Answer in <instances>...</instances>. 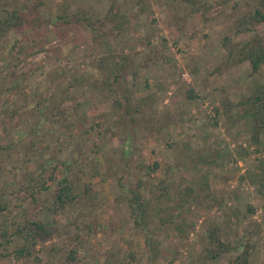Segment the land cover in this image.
Masks as SVG:
<instances>
[{
  "label": "rangeland",
  "instance_id": "obj_1",
  "mask_svg": "<svg viewBox=\"0 0 264 264\" xmlns=\"http://www.w3.org/2000/svg\"><path fill=\"white\" fill-rule=\"evenodd\" d=\"M202 1L0 0V264H200L210 235L227 249L208 264L264 263V129L253 142L237 105L264 66L224 45L260 31L234 33L248 0ZM62 177L78 194L55 212ZM161 179L186 220L140 229L127 200ZM24 219L51 233L17 260Z\"/></svg>",
  "mask_w": 264,
  "mask_h": 264
},
{
  "label": "trees",
  "instance_id": "obj_2",
  "mask_svg": "<svg viewBox=\"0 0 264 264\" xmlns=\"http://www.w3.org/2000/svg\"><path fill=\"white\" fill-rule=\"evenodd\" d=\"M199 1L201 0H188V2H190L192 5L197 3L199 4ZM204 1L205 0L202 1L203 8L206 5ZM246 5H248L249 8H247L248 10L246 11L245 15L238 18L235 25L238 30L234 33L238 34L239 32H244L248 29L257 28L260 31V34L252 36L251 39L244 41L241 45L236 44L230 47L229 42L227 45H224L230 61L237 63L248 61V65H250L251 70L256 72L262 66H264V0H248ZM195 9L197 8L193 6L192 10ZM10 14L11 18L15 16L14 11H12ZM2 22L6 23V26L11 24L9 20H4ZM5 28L0 29L3 31ZM226 38L227 37H224V40ZM115 102L119 106L124 104L118 99H115ZM237 105L243 108L241 111V116L248 120L252 131L251 139L253 142L257 143L259 141V135L262 132V129H264V84L260 85L253 95L249 96L245 100L240 101ZM137 110L138 108L134 109V111ZM157 166L158 163H154L153 169H156ZM248 177L254 181H257L260 187L263 188L261 191L264 193V167L262 168L261 172L254 171L253 173H248ZM33 182L34 180L32 178L26 180L23 182L24 185L22 188L32 195L37 190V186L39 189L46 188L44 185V180L35 185H33ZM159 182L160 184L157 186V188L161 187V183H164L163 179H161ZM77 194V192H74L68 178L62 177L57 181V189L55 190L51 210L57 212L58 210L65 208L67 203L75 199ZM171 195V192L164 185L161 187V191L152 190L149 197H145L141 191H139V187L138 189L134 190L132 195L127 200L130 207L131 217L133 219V224L140 229H145L147 223H149L151 218L153 219V216H158L161 226H166L167 223L178 226L177 223H175L176 220L180 222L185 221L186 218H184L182 214V209L184 208L186 201L180 197L176 203H171V199H173V196ZM171 208L174 209L173 213L169 212V209ZM161 213L164 215H160ZM177 216L178 218L176 219ZM14 223L16 224L15 230L9 235H15L16 237L20 238L19 246H17L12 252L13 257L17 260L21 259L22 257L25 258L32 256V250L36 243L51 233V230L47 226H44L33 220H17ZM6 235H8V228L2 229L0 231V257L6 256V241L1 240V238H5ZM211 237V235L208 237L210 240L209 244L204 246V252L200 256V264L214 263L215 259H217L220 254L227 249L223 242L218 239L215 241L214 238L210 239ZM146 238L147 244L150 245V236L147 235ZM216 242L218 244V249L214 250L211 245ZM6 243H8V241ZM247 257L248 250L244 249V251L238 253V255L234 257L235 259L233 260V264H248Z\"/></svg>",
  "mask_w": 264,
  "mask_h": 264
}]
</instances>
